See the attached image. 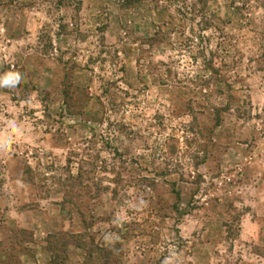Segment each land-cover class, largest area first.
<instances>
[{
	"label": "rangeland",
	"instance_id": "1",
	"mask_svg": "<svg viewBox=\"0 0 264 264\" xmlns=\"http://www.w3.org/2000/svg\"><path fill=\"white\" fill-rule=\"evenodd\" d=\"M0 264H264V0H0Z\"/></svg>",
	"mask_w": 264,
	"mask_h": 264
},
{
	"label": "clouds",
	"instance_id": "2",
	"mask_svg": "<svg viewBox=\"0 0 264 264\" xmlns=\"http://www.w3.org/2000/svg\"><path fill=\"white\" fill-rule=\"evenodd\" d=\"M20 84V80L15 73L9 72L3 79H0V87L16 88Z\"/></svg>",
	"mask_w": 264,
	"mask_h": 264
}]
</instances>
